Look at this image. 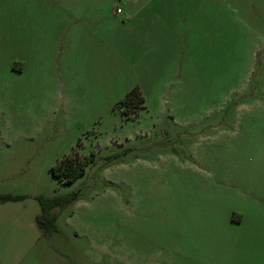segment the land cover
<instances>
[{
    "label": "rangeland",
    "instance_id": "1",
    "mask_svg": "<svg viewBox=\"0 0 264 264\" xmlns=\"http://www.w3.org/2000/svg\"><path fill=\"white\" fill-rule=\"evenodd\" d=\"M245 184L264 186V0H0V264H264ZM68 194L39 227L38 197Z\"/></svg>",
    "mask_w": 264,
    "mask_h": 264
},
{
    "label": "trees",
    "instance_id": "2",
    "mask_svg": "<svg viewBox=\"0 0 264 264\" xmlns=\"http://www.w3.org/2000/svg\"><path fill=\"white\" fill-rule=\"evenodd\" d=\"M123 102L134 108L137 104L142 103V96L137 88V86H133L130 88L124 96L120 99ZM119 100V101H120ZM138 106V105H137ZM89 162L88 157H80L77 155L75 151L71 152L70 154H65L62 157L55 160V162L50 166L49 171L50 173L55 176L60 182H71L77 176L82 174L85 170L87 163ZM11 196H5V198H10ZM72 196L70 194L60 196V197H52V198H42L38 197L41 206V212L36 217V222L39 227H42L45 214H46V207H52L55 205H62L67 203ZM48 209V208H47Z\"/></svg>",
    "mask_w": 264,
    "mask_h": 264
},
{
    "label": "crops",
    "instance_id": "3",
    "mask_svg": "<svg viewBox=\"0 0 264 264\" xmlns=\"http://www.w3.org/2000/svg\"><path fill=\"white\" fill-rule=\"evenodd\" d=\"M140 26L144 27H136L133 29L132 32V44H134V48L139 47V44H141V49L143 53L146 55V61L151 60L152 57L148 59V53L151 54V36L152 33V23H141ZM139 40L141 41L139 43ZM152 61V60H151ZM243 189L252 196L253 200L260 204L261 196L264 194V186H259L258 184H245L243 186ZM241 188V190H243ZM252 192H254L258 197H253ZM259 212H256V217H251V215L248 214V211L244 208L241 215V222L246 223L248 220H251V224L245 226L247 231L241 232L243 236H254V237H261L264 236V231L260 229V225L257 223Z\"/></svg>",
    "mask_w": 264,
    "mask_h": 264
}]
</instances>
